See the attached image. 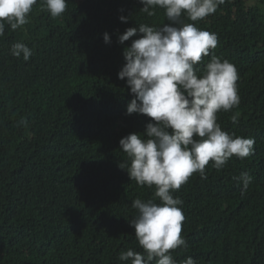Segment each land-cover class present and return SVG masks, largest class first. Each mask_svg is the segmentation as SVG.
Instances as JSON below:
<instances>
[{
  "label": "trees",
  "instance_id": "1",
  "mask_svg": "<svg viewBox=\"0 0 264 264\" xmlns=\"http://www.w3.org/2000/svg\"><path fill=\"white\" fill-rule=\"evenodd\" d=\"M67 5L53 18L37 0L26 25L12 31L6 24L0 36V264H126L121 251L143 253L129 226L131 204L153 199L155 189L119 167L127 160L119 141L143 133L150 118L126 114L134 97L118 79L124 49L141 34L123 45L118 35L168 21L161 8L152 17L140 12L139 0ZM182 19L218 38L199 72L212 55L237 70L239 105L218 112L217 123L255 144L254 155L234 156L220 170L210 161L207 179L194 173L172 192L183 201L187 247L170 254L177 264L188 257L264 264V0H224L203 20ZM17 42L31 49L27 61L11 55ZM242 172L253 177L243 195L234 179Z\"/></svg>",
  "mask_w": 264,
  "mask_h": 264
},
{
  "label": "clouds",
  "instance_id": "2",
  "mask_svg": "<svg viewBox=\"0 0 264 264\" xmlns=\"http://www.w3.org/2000/svg\"><path fill=\"white\" fill-rule=\"evenodd\" d=\"M41 10L51 17H60L67 9V0H40ZM224 0H139L140 12L152 17L155 9L164 10L168 21L161 27L139 24L118 35L119 44L139 34L131 46L122 53L124 65L118 79L125 80L134 97L126 114H139L150 118L143 133H131L119 141L127 160L119 164L130 180L140 187L154 188L153 199L144 201L137 197L131 207L136 210L129 226L143 253L133 249L121 251L119 260L126 264H177L170 250L187 247L181 236L183 201L172 195L188 179L198 173L207 179L205 167L220 170L232 158L254 155V138L234 136L221 129L217 113L231 111L239 105L236 88L238 74L228 60L212 55L202 72L196 65L202 57L215 49V33L202 30L194 23L214 14ZM37 0H0V36L6 24L12 31L29 21L28 14ZM127 23L124 16L119 18ZM106 44L108 33L103 34ZM11 55L27 61L32 56L26 44L11 46ZM199 72V74H198ZM233 122L237 116H232ZM27 125L24 118L18 122ZM199 138V139H197ZM234 179L242 184L241 195L252 183L253 177L242 172ZM156 200L159 203L155 202ZM181 264H197L188 257Z\"/></svg>",
  "mask_w": 264,
  "mask_h": 264
},
{
  "label": "rangeland",
  "instance_id": "3",
  "mask_svg": "<svg viewBox=\"0 0 264 264\" xmlns=\"http://www.w3.org/2000/svg\"><path fill=\"white\" fill-rule=\"evenodd\" d=\"M261 9H262V7H261Z\"/></svg>",
  "mask_w": 264,
  "mask_h": 264
}]
</instances>
